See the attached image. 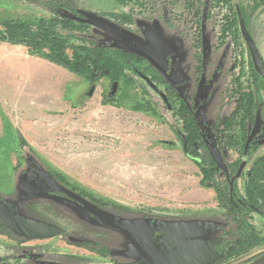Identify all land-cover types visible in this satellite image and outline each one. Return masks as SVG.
I'll list each match as a JSON object with an SVG mask.
<instances>
[{
  "label": "rangeland",
  "instance_id": "374dc122",
  "mask_svg": "<svg viewBox=\"0 0 264 264\" xmlns=\"http://www.w3.org/2000/svg\"><path fill=\"white\" fill-rule=\"evenodd\" d=\"M32 1L0 0V21L50 16ZM43 1L92 13H130L115 0ZM133 17L127 38L137 46L157 38L174 88L194 109L201 130L212 137L216 124L234 106L226 94L231 80L230 47L214 52L208 32L204 74L197 82L192 52L177 30L158 18ZM248 24L264 57V9L250 12ZM122 41L105 35L101 44ZM53 65L31 56L25 47L0 42V198L16 202L26 218L68 229L69 239L109 247L111 255L123 263H144L194 244L217 242L213 236L220 230L222 211L216 194L202 184L200 170L186 156L169 114L161 109L162 116L155 106L146 107L150 99L141 81L134 77L135 87L104 77L92 94L83 78L63 67L59 73L52 71ZM33 160L60 173L99 205L133 216L154 238L122 234L98 224L78 202L52 192L30 167ZM18 164L21 167L15 170ZM257 228L264 233V221ZM15 240L0 233V257L19 259L20 264H102L61 237L18 248L10 244ZM263 255L264 247L219 264H248Z\"/></svg>",
  "mask_w": 264,
  "mask_h": 264
},
{
  "label": "flooded vegetation",
  "instance_id": "af4514ba",
  "mask_svg": "<svg viewBox=\"0 0 264 264\" xmlns=\"http://www.w3.org/2000/svg\"><path fill=\"white\" fill-rule=\"evenodd\" d=\"M233 6L237 23L232 32L229 31V35L226 38H223L221 31L223 22L221 20L219 22L215 18L204 19L200 32H197L198 28L196 31L192 29L195 24L191 25L187 21L177 22L171 19L167 12H159L158 8L154 9L153 13L148 12L139 15L140 18L148 20L158 18L166 26L177 30V33L192 52L194 75L197 82L201 81L204 74V62L208 54L206 42L208 32H210L213 39L211 47L214 52H219L228 46L230 47L231 80L227 86L226 94L234 106L232 111L216 124L212 130V137H207L206 133L201 130L194 109L176 91L175 86H172L167 80V78H170L167 75V69L165 75H163L147 58L142 56L151 65L144 66L143 72H137L136 78L138 77L137 79L141 81L142 86L148 91L147 93L144 91V95L149 96L152 105L161 112V115H165L162 114L163 111L169 114L172 129L177 136L182 139L186 138L184 135L190 133L188 130L190 126V130L195 131V139L193 141L192 135L190 136L191 140L189 138L185 142L181 140L183 144H199L196 146L197 151H195L196 154H199L197 159L203 164V170H199L202 179L206 182V187L213 190L216 194L218 208L222 211L221 220L223 223L227 222L231 229L242 227L244 223L250 224L264 237V233L257 228L259 222L264 221V152H261L264 148V57L248 24V14L258 8L252 10L251 6L253 4L246 2L244 4L246 10L243 12L239 0H233ZM240 16H242L248 33L259 51L261 68H257L253 62L249 47L242 33ZM130 29H132V26ZM149 40L146 41L145 46L140 47L148 48ZM242 45H244L245 49L241 47ZM245 51L246 57L244 56ZM163 57L165 58L164 55ZM165 60L167 62L166 58ZM171 80L173 81V79ZM186 136L188 137V135ZM210 148H214L218 152L220 163L216 162ZM184 152L186 154L185 148ZM190 153L191 151H189ZM186 156L188 155L186 154ZM191 160L193 161V159ZM194 164L196 165L195 162ZM96 204L95 208L102 214L121 218V215L111 212L109 206ZM92 218L106 229L112 230L95 217L92 216ZM34 219L56 226L44 219L36 217ZM61 229L64 231L61 238L65 240L68 246H76L88 251L93 257L102 260V264H109V262L111 264H119L114 261L115 258L111 255L109 247L101 246L100 244L96 245L98 243L69 239L67 237L68 229ZM93 229L95 228L93 227ZM7 230L2 229L0 233L4 232L12 235V238H16L15 242L10 243L12 247L18 248V246L23 247L33 241H43H27ZM228 237L229 235L224 239L227 242ZM257 249L260 248L254 250ZM30 251L32 250L26 252ZM20 263L19 259L12 260L10 257H0V264ZM58 264L68 263L61 262Z\"/></svg>",
  "mask_w": 264,
  "mask_h": 264
},
{
  "label": "trees",
  "instance_id": "16d2710c",
  "mask_svg": "<svg viewBox=\"0 0 264 264\" xmlns=\"http://www.w3.org/2000/svg\"><path fill=\"white\" fill-rule=\"evenodd\" d=\"M115 1L123 7H128V12L130 13L128 15H117L109 12L92 13L65 3L34 0L32 4L49 13L50 16L31 20L7 19L0 21V42L25 47L31 56L39 57L63 67L70 73L83 78L91 85V91H94L95 84L104 77L112 78L113 83L123 80L127 86L134 85L137 87L133 78L137 76V72H143L144 66L151 64L142 56L118 47L116 43L114 45L101 44V40L105 35L115 36L87 23L86 15L98 16L125 34L134 23V15L153 13L156 8H158L159 12H167L171 19L177 22L187 21L191 25L195 24L192 29L196 31L198 28L199 31L197 30V32H200L204 19L215 18L219 22L221 20L223 22L221 24L223 38L228 37L229 31L232 32L237 23L233 0ZM239 1L243 12L246 10L244 6L246 2L253 4L251 6L252 10L257 8L264 9V0ZM111 101L113 102L114 100L112 99ZM105 103H109L107 98ZM146 105V107L153 106L151 101L148 104L146 103ZM144 107L138 106L137 109L142 111L145 110ZM190 129L191 126L188 129L190 133L186 134L188 137L184 135L186 138H181L183 142L187 138L191 140V135L193 136L192 141L195 139V131ZM20 143L23 148L26 147V142L22 138ZM183 145L186 154L193 159L202 171L203 164L197 159L199 154L195 152L197 151L196 146L199 144ZM189 151H191L190 154ZM26 158L27 155L24 157L25 164L28 161ZM20 167L21 165L18 164L15 170L20 169ZM30 167L39 178L36 167L42 169L59 187L89 202L100 203V201L91 199L88 194L80 191L77 187H73L60 173L44 169L39 162L31 161ZM202 184L206 186V182L203 179ZM2 229L7 230L0 224V230ZM227 235H229L228 242L224 240ZM220 237L217 250L221 259L218 264L248 254L256 248L264 247V237L261 236V233L254 226L247 223L234 229L229 228L227 223Z\"/></svg>",
  "mask_w": 264,
  "mask_h": 264
},
{
  "label": "water",
  "instance_id": "95a60500",
  "mask_svg": "<svg viewBox=\"0 0 264 264\" xmlns=\"http://www.w3.org/2000/svg\"><path fill=\"white\" fill-rule=\"evenodd\" d=\"M86 17L87 23H89L93 27L103 30L108 34L121 38L125 41L117 43L118 47L147 58L152 65H154L163 75H165L167 62L162 55V52L157 44V38L155 36L150 38V40L148 41V48L145 49L144 47H140L134 44L127 38L125 33L120 31L117 27L107 22L106 20L94 15H86ZM240 23L242 33L249 47L253 62L257 68H261L262 64L259 51L252 37L248 33L242 16H240ZM167 80L172 86H174V82L170 78H167ZM210 150L216 162L220 163V156L218 152L214 148H210ZM36 172L52 192L63 194L66 197L78 202L93 217H95L105 226L110 227L112 230L120 232L122 234H128L137 237H144L148 239L154 238V233L146 228H143L142 225L134 221L132 218L133 216L129 217L123 211H113L110 209L109 210L111 212L121 215V218L119 219L116 217L104 215L95 208L94 203L80 198L56 185L55 182L50 177H48V175L42 169L36 167ZM18 209L19 208L16 202L0 199V223L16 236L27 241H33L48 240L61 237L63 235L64 231L61 228L34 219V217L31 219L26 218L22 216V213H20ZM218 224L220 225V230L218 233H216L215 236H213L217 237V242H202L199 244H194L182 249L170 251L168 254L160 258L144 263H123L118 261L116 258L115 261L119 264H217L221 259L217 250V245L219 244L221 238L220 236L226 227V223H223V221L218 222ZM253 263L264 264V255L248 264Z\"/></svg>",
  "mask_w": 264,
  "mask_h": 264
},
{
  "label": "crops",
  "instance_id": "0c3cea01",
  "mask_svg": "<svg viewBox=\"0 0 264 264\" xmlns=\"http://www.w3.org/2000/svg\"><path fill=\"white\" fill-rule=\"evenodd\" d=\"M52 71H55V70H57V73H59L58 71H63V69L61 68V67H59V66H55V65H53L52 66V68H50ZM62 73H64V72H62Z\"/></svg>",
  "mask_w": 264,
  "mask_h": 264
},
{
  "label": "bare ground",
  "instance_id": "6f19581e",
  "mask_svg": "<svg viewBox=\"0 0 264 264\" xmlns=\"http://www.w3.org/2000/svg\"><path fill=\"white\" fill-rule=\"evenodd\" d=\"M253 264H256V263H253Z\"/></svg>",
  "mask_w": 264,
  "mask_h": 264
}]
</instances>
